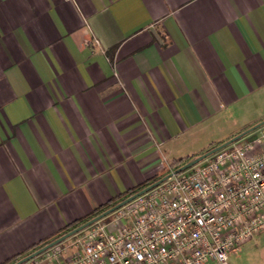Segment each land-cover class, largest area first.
I'll return each instance as SVG.
<instances>
[{"label":"crops","instance_id":"0c3cea01","mask_svg":"<svg viewBox=\"0 0 264 264\" xmlns=\"http://www.w3.org/2000/svg\"><path fill=\"white\" fill-rule=\"evenodd\" d=\"M262 119L264 0H0V264Z\"/></svg>","mask_w":264,"mask_h":264},{"label":"built area","instance_id":"2783aa9c","mask_svg":"<svg viewBox=\"0 0 264 264\" xmlns=\"http://www.w3.org/2000/svg\"><path fill=\"white\" fill-rule=\"evenodd\" d=\"M250 134L121 206L110 221L48 249L36 262L229 264L231 253L264 231V125Z\"/></svg>","mask_w":264,"mask_h":264},{"label":"water","instance_id":"95a60500","mask_svg":"<svg viewBox=\"0 0 264 264\" xmlns=\"http://www.w3.org/2000/svg\"><path fill=\"white\" fill-rule=\"evenodd\" d=\"M263 125H264V119H262L261 121L251 125L250 127H247L246 129H244V130L240 131L239 133L233 135L232 137L228 138L227 140L223 141L222 143L217 144V145L213 146L212 148H210V149H208V150H206V151H204L198 155L191 157L185 163H183L179 167L173 169L169 173L163 175L159 179H157V180L153 181L152 183L146 185L145 187L141 188L140 190H138L134 193H131L130 195H128L124 199L118 201L116 204L110 206L109 208H107L104 211L96 214L95 216L89 218L88 220L80 223L79 225L73 227L72 229L64 232L60 236L56 237L55 239L49 241L48 243H46L43 246L39 247L38 249L32 251L31 253L21 257L20 259H18L17 261H15L11 264H22L26 261H29V260L37 257L38 255L42 254L43 252L47 251L48 249L56 246L59 243H62L63 241L67 240L68 238L72 237L73 235L77 234L78 232L89 227L90 225L100 221L101 219L105 218L106 216H109L110 214H112L115 210H117L121 206L125 205L126 203L130 202L134 198H136V197L148 192L149 190L153 189L154 187H156L157 185H159L160 183H162L164 180L171 177L172 175L180 173V172L194 166L195 164L201 162L202 160L209 157L210 155H212L216 151L236 142L237 140H239L242 137L250 134L251 132L255 131L256 129L260 128Z\"/></svg>","mask_w":264,"mask_h":264},{"label":"trees","instance_id":"16d2710c","mask_svg":"<svg viewBox=\"0 0 264 264\" xmlns=\"http://www.w3.org/2000/svg\"><path fill=\"white\" fill-rule=\"evenodd\" d=\"M246 136H247V135H246ZM220 143H222V142H220ZM220 143H218V144H220ZM216 145H217V144H216ZM213 146H215V145H213ZM213 146L209 147L208 149L212 148ZM208 149H207V150H208ZM188 159H190V157H189V158H188V157H185V158H179V159H174V160H172V162H171V166H172V167H171V168H172V169H175V168L179 167V166L182 165L184 162H186ZM172 169H171V170H172ZM157 179H159V177L155 178L153 181H155V180H157ZM153 181H151L150 183H152ZM150 183H147V184H145V185L139 187L138 190H140L141 188L145 187L146 185H148V184H150ZM138 190H135V191H133V192H131V193H134V192H136V191H138ZM117 202H118V201H114V200H113V201H110V202L107 203L106 205L96 208V209L94 210V212L92 213V215L89 216V217H87L86 219H82V220L75 221V222H73V223L68 224V225L66 226V228L64 229V231L60 232L56 237L60 236V235L63 234L64 232H66V231L72 229L73 227L79 225L80 223H82V222L88 220L89 218L95 216L96 214H98V213L104 211L105 209L109 208L110 206L116 204ZM108 217H110V215H109V216H106L105 218L101 219L100 221H102V220H104V219H107ZM98 222H99V221H98ZM87 228H88V227H87ZM85 229H86V228H85ZM85 229H84V230H85ZM84 230L78 232L77 234L73 235L72 237H74V236L80 234V233L83 232ZM56 237H55V238H56ZM55 238H54V239H55ZM68 239H69V238H68ZM52 240H53V239H52ZM49 241H51V240H44V241H41V242H39L38 244L34 245L33 247L29 248V249H28L27 251H25L24 253L18 254V255H16V256H14V257L8 259L6 262L1 263V264H11V263L17 261L18 259H20L21 257H23V256H25V255L31 253L32 251H34V250L38 249L39 247L43 246L44 244L48 243ZM38 256H39V255H38Z\"/></svg>","mask_w":264,"mask_h":264},{"label":"rangeland","instance_id":"374dc122","mask_svg":"<svg viewBox=\"0 0 264 264\" xmlns=\"http://www.w3.org/2000/svg\"><path fill=\"white\" fill-rule=\"evenodd\" d=\"M200 154V153H199ZM195 156V155H194ZM185 163V162H184ZM111 215H110V217H108L107 219H104V220H102L101 222H105V221H110L111 220ZM84 232H86V231H84ZM84 232H82L81 234H83ZM73 238H75V236L74 237H70L69 239H67V240H65V241H63V242H69L71 239H73ZM60 244V243H59ZM36 261V260H35ZM35 261H34V258L33 259H31V260H29V261H26V262H24V263H22V264H35Z\"/></svg>","mask_w":264,"mask_h":264}]
</instances>
